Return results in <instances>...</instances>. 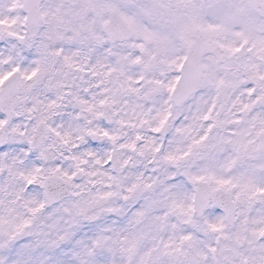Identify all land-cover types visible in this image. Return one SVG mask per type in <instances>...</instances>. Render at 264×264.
I'll use <instances>...</instances> for the list:
<instances>
[{
  "label": "snow or ice",
  "instance_id": "snow-or-ice-1",
  "mask_svg": "<svg viewBox=\"0 0 264 264\" xmlns=\"http://www.w3.org/2000/svg\"><path fill=\"white\" fill-rule=\"evenodd\" d=\"M0 264H264V0H0Z\"/></svg>",
  "mask_w": 264,
  "mask_h": 264
}]
</instances>
